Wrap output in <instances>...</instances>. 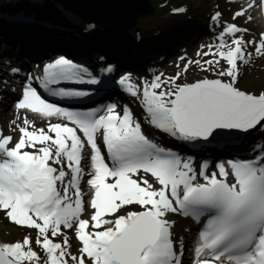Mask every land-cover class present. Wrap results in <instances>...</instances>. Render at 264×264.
<instances>
[{"label": "snow or ice", "instance_id": "snow-or-ice-1", "mask_svg": "<svg viewBox=\"0 0 264 264\" xmlns=\"http://www.w3.org/2000/svg\"><path fill=\"white\" fill-rule=\"evenodd\" d=\"M254 8L264 13V0H246L233 19L252 20L248 12ZM220 16L217 12L212 20L218 23ZM18 22L33 20L21 16ZM247 32L228 23L219 34L216 51L210 46L203 53L218 57L203 62L205 71L226 61L227 67L218 70L219 78L179 84L177 73L167 82L160 76L146 82L142 99L149 123L194 147L221 134L249 133L257 127L264 131V92L255 95L236 87L238 62L247 64L252 57L247 46L264 56V32L259 41L237 35ZM225 36L234 37L230 44ZM191 63L184 65L185 72ZM112 70L111 65L104 69ZM37 79L41 88L61 98L89 95L61 84H102L87 67L65 56L47 63ZM31 81L29 77L15 107L68 123L49 122L47 130H29L34 121L25 116L12 147V137L0 134V210L16 225L37 230L35 243L46 258L42 260L31 247L32 239L25 236L22 242L0 243V264H70L69 257L71 264H183V245L177 251L172 235L175 221L168 219L169 214L192 217L197 223L206 217L194 264H264V151L255 159L218 163L211 173L205 160L197 170L193 157L183 158L149 139L127 106L122 114L114 103L103 110L72 111L42 98ZM118 83L130 95H140L130 74ZM164 83L172 86L157 91ZM86 158L91 169L87 174L81 166ZM141 171L150 173L160 187L153 188L144 177L134 179ZM85 175L90 177V219L81 218ZM134 205L142 210H127ZM62 227L75 229L79 255L70 253L67 236L62 243L54 241L63 235Z\"/></svg>", "mask_w": 264, "mask_h": 264}, {"label": "rangeland", "instance_id": "rangeland-1", "mask_svg": "<svg viewBox=\"0 0 264 264\" xmlns=\"http://www.w3.org/2000/svg\"><path fill=\"white\" fill-rule=\"evenodd\" d=\"M42 1L43 0H37V2L39 3H36V5H42L38 6L37 8H35L34 6L31 12L39 14L41 16L52 15L53 21L62 25L66 30H69V33L71 34L67 35L66 33L62 32V28L55 27V25L52 28L44 27L45 29L58 30L62 34H65L67 37L75 40L76 42L71 41V39H66L68 43L72 45V47H75L76 43L78 44L83 41L89 42V45L85 47L86 53L90 54L92 57L94 53L97 54V58L94 60L93 67L99 66L102 59H104L105 62H110V60L108 59L109 56L112 58L122 57L123 59L121 61H125V64H127L125 66L126 69H132L134 71H126L122 68V70L125 71H121L118 76H121L123 74H130V82L135 84L139 89H143L145 85L144 77L147 74L152 75V77H150L148 81L149 83L156 76L163 77L162 82H167L170 80V78L175 77L177 73L180 74V77L177 80V83L179 84L192 83L203 78H219L218 70L221 67H225L223 66V63H220V65H218L214 70H203V67H206L203 65V62L205 60H210L212 55L210 54L208 56H204L203 53L207 52L208 49L198 48L201 38L205 36V28L210 27V25L211 29L214 28L215 30H217L216 35H218L219 32L223 31V27L226 24L233 23L241 28L248 29V32L244 33L246 36V40L259 41V38H257L256 28L255 26H253V20H247L246 16H241L233 19V15L236 12L235 9L242 4L244 5L246 3V0L244 2H242L241 0H163L162 2L164 3L160 9H155V6H160L158 2L161 0H148L150 5L152 6V11L139 16L134 27L128 30L117 31L114 36L106 35L102 32V30H98L97 27L93 29V33L87 34L86 32L78 28V26L85 27V23L81 22L79 20V17H77L73 12L64 9L58 4H54L51 2H49L50 4H43L41 3ZM5 2L11 3L12 5L15 4L14 0H0V6H3V3ZM176 9H184V11H174ZM253 10H249L248 15H251L253 17ZM217 12L221 13L220 21L218 22L219 26H217V23L216 25H212V17ZM0 18H3L5 21H7L6 15H0ZM210 20L211 24L207 25L206 23H208ZM38 21L39 20H37L36 22ZM186 22L187 24H190V28H192L193 26L196 32L188 31L187 29H185L182 32L183 34H178L177 32L176 34H172L173 32L171 31L182 26ZM37 26H43V22ZM122 31L126 32L121 33ZM62 34H48L51 37H60L57 41H54L56 43L53 45L54 47L52 48V51H62L61 49H68L67 47L63 46V43L66 42V40L63 38ZM99 38L105 40L108 43L109 48L98 43ZM233 38L234 37L229 36L228 42H231ZM95 41L97 43H94ZM1 42L6 45L7 50L15 52L12 46V42H9L5 39H2ZM172 44L174 45L173 47L171 46ZM115 45L116 47H118L116 48ZM160 45L168 47V52L164 55L166 58L164 61H161L163 57L160 56ZM190 46L196 49L192 51L189 49ZM144 51H147L148 55L145 54V57L142 61L137 60V55L135 52L143 53ZM179 51L181 53L178 56H181V54L185 53L186 51L193 54V56H201L197 59V61H200V63L197 64L194 62L189 71L186 72L183 70L184 66L182 65V63L179 62V64H177L178 61L176 60H174L170 65H162V62L175 58L170 57L171 53ZM5 53L6 52H3L0 48V68L3 67V70H0V72L3 74L0 76V117L1 113H5L6 111V104H10L13 100H15V98L9 99L8 93H3L4 95L1 94V92L4 91L1 88V85L4 84V80L6 79L4 75L7 74V68L12 65L10 64L11 58H7V56H5ZM42 55L43 54L41 53L38 59L42 58ZM33 62L34 61H31L29 65L31 66ZM249 63H252V61H250ZM2 64L4 66H2ZM134 66L137 70L134 69ZM175 69H177V71ZM14 79V77H11L9 80L11 81ZM222 79L227 80L228 78L223 77ZM11 83L14 84L13 82ZM171 86L172 85L168 83H164L163 89H158L157 91L166 90ZM236 87L245 92L259 95L260 93L264 92V71L260 72L258 66H256L255 63L250 69L239 67V78ZM141 102L142 92H140V95H137L136 99H128L125 100L124 103H126L133 115L134 107H138L137 105ZM58 120L60 119L55 118V120L50 123H54ZM135 120L137 121V119ZM13 121L10 120V117L8 119H0L1 134L3 136L12 137V142L9 144V147L14 146L15 142L18 140L17 136L19 128L14 125ZM146 121H149V117L146 119ZM48 123L49 121L46 122L44 120V122L42 123L34 124V127L35 129L44 128L45 130H47ZM261 133L264 134V131H262L261 128L259 130L255 129L249 133H244L242 137L243 142L240 144V146L237 147V150H235L234 152H230L229 150L227 154L233 155L236 151H240L242 149H244V151L251 150L252 145L255 141V135H260ZM86 194L87 196L90 195L89 192ZM139 208L140 207L138 205H134L128 207L127 210H137ZM175 220H177V217H175ZM181 226L183 228H181ZM178 230H180V236L182 237L179 238V243L180 245H183L182 251L186 255V250L189 246V242L186 240L187 233H190V231L187 230L186 222L182 221L180 224V229ZM61 231L63 233V235H61L62 238L57 236L53 238L54 241L62 243L64 237L67 236L70 244V253L72 255H79L80 245L76 244L75 236L72 233V230L62 227ZM25 236H29L32 239L31 247L35 251H37L42 260L46 258L42 248L35 243L37 230L30 229L25 226L16 225L6 217L4 211L0 210V243L22 242ZM180 250L181 249L179 248V251ZM187 256L188 253L186 257ZM69 262L71 264L70 257Z\"/></svg>", "mask_w": 264, "mask_h": 264}, {"label": "bare ground", "instance_id": "bare-ground-1", "mask_svg": "<svg viewBox=\"0 0 264 264\" xmlns=\"http://www.w3.org/2000/svg\"><path fill=\"white\" fill-rule=\"evenodd\" d=\"M241 1L244 2L245 0H241ZM241 6L237 7L235 10L238 11L241 8ZM251 10H253V9H251ZM253 14H254L253 19H252L253 22H254L253 26H255V28H256L257 38L260 39L259 33L261 34L262 32H264V22H263V18H262V12L260 11L259 8H254ZM216 23L217 22L213 21L212 25L213 24L216 25ZM206 24L207 25L211 24V20L208 23H206ZM217 24L219 26V23H217ZM188 27H190V25H188ZM123 32H126V31H122L121 33H123ZM171 32H173L172 34H176L177 28H175ZM221 32H219L218 35H216L217 34V30H215L214 28L211 29V25H210V27H206L205 30H204L205 36L200 40V42H199L200 44H199L198 48L199 49H208L209 50V47L211 46L212 50L215 52L216 51V46L219 45L218 37H219V34ZM238 34L239 35L242 34L244 36V39L246 40V36H245L244 33H238ZM16 37H19V38L16 40L15 38L11 37V41L13 43L12 46H13V49L15 50V52H16V54L15 53H11V55L14 56L15 59L18 58L17 55H24V53H28V54H31V55H34L35 53H38V52H41L43 54H45V53L49 54L51 52L52 48L54 47L53 45L56 43L47 34H41L38 39H36L35 41H29V42L28 41H21V40L25 39V37L21 36L18 33L16 34ZM98 40H99L98 43H100L103 46L109 48L108 43L105 40L100 39V38ZM225 40L228 42L229 41V36H227V37L225 36ZM94 43H97V42L95 41ZM228 44H230V42H228ZM63 46L64 47H68L69 45L67 43H65V44H63ZM115 47H116V45H115ZM189 49L194 51L196 48L190 46ZM224 50H227V45H226ZM247 51L252 53V57L250 59V61H252V63L244 64L243 62H238V67H243L245 69H250L251 67H253V64L255 63L256 66H258L259 71L263 72L264 71V56H257L255 54L253 46H247ZM180 53L181 52H178L177 55L180 54ZM69 55H70V58L73 61H75L77 64H80V65H82L84 67H87V68L91 67L92 63L94 62V59L88 53H81V54H71V53H69ZM181 57H183L184 59L182 60ZM200 57L201 56H199V55L193 56V54H191L190 52L186 51L180 57H175L173 59H169V60H167L165 62H162V65L163 64L170 65L174 60H176V61H178L177 64H179V62H181L182 65L184 66L189 61H192L194 63ZM67 58H69V57H67ZM217 58L218 57L212 56L210 60L217 59ZM116 59L121 61L123 58L122 57H117ZM193 63L190 64L189 69H190V67L192 66ZM221 63H223V66H225L224 68L227 67L226 61L221 60ZM122 64L123 63H121L120 65H117L114 68L115 71H117L118 67L121 66ZM189 69L187 71H189ZM175 70L177 71V69H175ZM150 77L151 76H148V75L145 76L144 77V82L145 83L146 82L149 83L148 81H149ZM161 80L163 81V77H161ZM19 86H20L19 84L17 86H15V87H10V86H7V85H1V88L4 90L5 94H7V92H8V95H11V97L14 98V97H16L18 95V87ZM142 91H143V89H140V92H142ZM114 96H118V97H123L124 96V97L130 99V96L125 95L121 90L114 92ZM17 102L18 101L13 100L11 104L7 103L6 104V111H5V113H1L0 119H8L10 117V120H12V121L14 120L15 121L14 125L16 127H18V128L20 126H23V119H24L25 116H27L30 120L34 121V124H37L39 122L42 123L44 120L46 122L49 121L47 118H42V117H40L37 114H33L31 112H27L26 110L17 109L15 107ZM90 104L91 103H88L86 105L88 106ZM55 118H57V117H52L49 122H53L55 120ZM58 122H60V121H57L56 123H58ZM33 127H34V125L32 127H30L29 130H32ZM148 129H149L148 132L150 133V135L152 137L153 136H157L159 134H162L161 132L155 131L150 126H148ZM20 135H21L20 132H18V136H17L18 140H19ZM166 137L170 141L172 140V138H170L169 136H166ZM157 138L158 137H153L154 140H157ZM237 139H239V138L238 137L227 138V139H225V142H230L231 140H237ZM233 146L234 145L229 144L228 147H230V148L232 147L233 148ZM234 147H236V146H234ZM203 149L204 148H200V149L196 150V153L197 154H201L202 152L199 151V150H203ZM177 152L179 154L182 153L180 151H177ZM253 152H254V150H253ZM212 153L214 155L215 152L213 151ZM222 153H223V150H222ZM197 154H195V156H197ZM246 158H252V156L251 157L249 156V157H246ZM246 158H244V159H246ZM229 159H231V157H227V159L224 157L223 158V162L226 163ZM194 162H196V160H194ZM195 166L196 165L194 164V167ZM195 168L197 170H199V166L195 167ZM211 172H212V169L210 170L209 173H211ZM140 177H144L145 179H147L149 181V183H151L153 185V188H159L160 187L158 182L155 180L154 177L151 176L150 173H144L143 171H141L139 173V176H134L133 178L139 180ZM87 179H89V177H87V175H85L84 180L82 181V189L81 190L85 194L89 192V186L87 185ZM198 179L201 180L202 178L198 177ZM109 181L111 182V179H109ZM90 199H91V196L89 198V201L85 200V198H84V208H85V210L83 211V213L81 215L82 219H90V216H91V214L93 212V210L90 207ZM128 211H133V210H128ZM120 214H124V213L121 212ZM175 217H176L175 214H169L168 219L170 221H175V224L173 225V228H172V235H173L174 242H175V244L177 246V249H179L180 248L179 238H182V237L180 236V230H178V229L180 228L179 225L181 224V222L186 220V219L182 218L183 220L182 219L175 220ZM109 218H114V217H109ZM188 219H187V222H189L188 230L190 231V233H187V239L186 240L191 245L196 246L198 244L197 238L191 232L193 230L194 226H195V222L191 221V220L188 221ZM174 226H175V229H174ZM71 230H72V232H73V234L75 236L76 244L78 245L79 241H78V239H77V237L75 235V229L73 228ZM187 253H188V256L186 257ZM186 255L183 257V264H188L189 261L192 259V253H191L190 247H188V249L186 250ZM192 261H193V259H192Z\"/></svg>", "mask_w": 264, "mask_h": 264}, {"label": "water", "instance_id": "water-1", "mask_svg": "<svg viewBox=\"0 0 264 264\" xmlns=\"http://www.w3.org/2000/svg\"><path fill=\"white\" fill-rule=\"evenodd\" d=\"M73 12L81 22L97 25L108 36L135 26L137 18L152 11L148 0H47ZM242 132L221 134L213 139L232 138Z\"/></svg>", "mask_w": 264, "mask_h": 264}, {"label": "trees", "instance_id": "trees-1", "mask_svg": "<svg viewBox=\"0 0 264 264\" xmlns=\"http://www.w3.org/2000/svg\"><path fill=\"white\" fill-rule=\"evenodd\" d=\"M17 2H18V5L20 7H26L27 6L28 9H30L31 7L33 8L36 3H39V2H37V0H17ZM160 2H162V0L159 1L158 3H160ZM41 3L47 4L48 1L47 0H43ZM4 9H5V7H4ZM155 9H160V7L155 6ZM48 19H52V15H49ZM79 29L80 30H84V27L83 26H79Z\"/></svg>", "mask_w": 264, "mask_h": 264}]
</instances>
